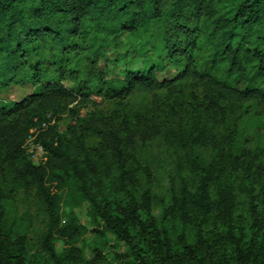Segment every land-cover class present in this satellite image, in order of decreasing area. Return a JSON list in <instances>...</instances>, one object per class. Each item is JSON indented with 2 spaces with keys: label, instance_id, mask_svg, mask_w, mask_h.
<instances>
[{
  "label": "trees",
  "instance_id": "16d2710c",
  "mask_svg": "<svg viewBox=\"0 0 264 264\" xmlns=\"http://www.w3.org/2000/svg\"><path fill=\"white\" fill-rule=\"evenodd\" d=\"M121 34L146 48L140 66L63 86L118 48ZM167 63L179 71L160 81ZM12 83L35 89L0 101V177L41 205L40 245L55 264L56 237L73 245L86 231L72 212L61 224L65 190L89 203L135 264H264L263 144L237 142L248 108L264 116V0H0V89ZM136 94H151L152 114L79 115L91 95L116 103ZM47 116L75 121L62 132L48 122L36 139L46 161L34 165L23 145ZM153 137L176 150L179 176L158 215L140 154ZM25 247L0 216V264H25Z\"/></svg>",
  "mask_w": 264,
  "mask_h": 264
},
{
  "label": "rangeland",
  "instance_id": "374dc122",
  "mask_svg": "<svg viewBox=\"0 0 264 264\" xmlns=\"http://www.w3.org/2000/svg\"><path fill=\"white\" fill-rule=\"evenodd\" d=\"M119 38L120 46L118 48H107L103 52L102 59L93 70H87V64L79 65V73L76 75L75 81H64L62 82L63 86L71 90L82 81H94L96 79L95 74L98 72L103 73L106 80L119 78L122 70H132L140 66L136 64L135 60L147 51L140 44L138 36L121 34ZM178 71V65L167 63L158 73V79L160 81L169 80ZM46 72L48 76L57 77L53 68L47 69ZM34 89L28 84L12 83L7 88L0 89V101L3 103L19 101L30 95ZM113 111L121 114L125 113L130 117L135 114H152L151 94L132 95L116 103L91 95L85 104V108L80 110L79 115L81 117L89 115V117L94 116V118H97L102 116V113ZM162 119L161 113H154L151 124H158ZM46 120L49 124L57 123L59 132L64 131L66 123L75 121L70 116H63L60 120H54L47 116ZM238 123V145L242 149H251L257 143L256 138L259 137L258 143L259 145L263 144L264 151V140L262 138L264 137V116L257 110L248 108L246 114L243 113L240 116ZM92 143H95L94 140ZM141 144L140 154L147 160L148 169L151 171L149 190L152 202L155 204V214L158 215L160 206L166 201L170 184L173 182L175 187H178L179 184V176L175 166L176 161L174 160L177 157V152L173 147H168L164 141L154 137ZM29 159L31 160L30 157ZM145 180L144 173H140V184L144 185ZM12 188L13 183L10 176L6 178V181H3L0 177V190L2 193L0 216L4 227L10 229V235L13 238H17L19 235L24 236L26 240L25 264H55L45 254L40 245L41 236L45 230V218L41 212V205L33 193L29 196H23L17 191H11ZM70 212L75 214L79 224L84 226L86 231L73 245H69L64 238L56 237L55 252L59 258V264H135L131 262L125 244L117 241L111 233L105 232L102 223L96 224L89 203L75 193H68L65 190L62 193L59 211L62 225L67 223ZM95 231H99V233ZM210 235V232H205L208 243L212 244ZM215 246H213L215 254L219 255L222 249Z\"/></svg>",
  "mask_w": 264,
  "mask_h": 264
},
{
  "label": "built area",
  "instance_id": "2783aa9c",
  "mask_svg": "<svg viewBox=\"0 0 264 264\" xmlns=\"http://www.w3.org/2000/svg\"><path fill=\"white\" fill-rule=\"evenodd\" d=\"M48 126V122L41 123L40 126L33 127L24 142V150L34 165H43L46 161V154L42 146L37 142V136Z\"/></svg>",
  "mask_w": 264,
  "mask_h": 264
}]
</instances>
